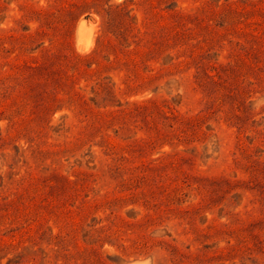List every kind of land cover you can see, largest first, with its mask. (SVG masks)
<instances>
[{"label":"rangeland","instance_id":"1","mask_svg":"<svg viewBox=\"0 0 264 264\" xmlns=\"http://www.w3.org/2000/svg\"><path fill=\"white\" fill-rule=\"evenodd\" d=\"M0 264H264V0H0Z\"/></svg>","mask_w":264,"mask_h":264},{"label":"clouds","instance_id":"2","mask_svg":"<svg viewBox=\"0 0 264 264\" xmlns=\"http://www.w3.org/2000/svg\"><path fill=\"white\" fill-rule=\"evenodd\" d=\"M82 29H83V25H81ZM86 50V49H85Z\"/></svg>","mask_w":264,"mask_h":264}]
</instances>
